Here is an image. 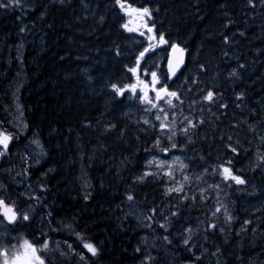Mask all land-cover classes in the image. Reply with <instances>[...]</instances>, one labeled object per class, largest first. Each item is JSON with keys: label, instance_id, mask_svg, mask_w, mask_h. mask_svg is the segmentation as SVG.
I'll return each instance as SVG.
<instances>
[{"label": "trees", "instance_id": "trees-1", "mask_svg": "<svg viewBox=\"0 0 264 264\" xmlns=\"http://www.w3.org/2000/svg\"><path fill=\"white\" fill-rule=\"evenodd\" d=\"M139 18L155 38L128 29ZM176 44L186 63L170 78ZM153 74L175 97L187 166L225 165L240 179L227 184L226 215L197 191L143 178L164 138L135 86ZM17 76L28 135L47 151L31 176L42 217L96 248L87 264H264V0H0L1 115L13 113Z\"/></svg>", "mask_w": 264, "mask_h": 264}, {"label": "rangeland", "instance_id": "rangeland-1", "mask_svg": "<svg viewBox=\"0 0 264 264\" xmlns=\"http://www.w3.org/2000/svg\"><path fill=\"white\" fill-rule=\"evenodd\" d=\"M135 24L143 28L141 22L134 19L128 23V29L137 30ZM141 78L145 80V76ZM18 79L19 76H17V79L14 81L12 92L14 110L8 121L10 127L7 125L5 127L4 124H0L1 146L6 147L7 144L10 145L21 137L24 138V141L22 142V146L16 148L11 154L12 159L9 165L12 166V168L6 171V175L9 170L10 173L7 178L5 176L4 178L13 184V189H10V192H13V199H19L20 197L30 198L31 196L35 198L31 204L26 205L24 208V215L21 223L25 221V216H27L28 220L26 226L29 227V225L33 223L32 226H35V229L39 231L37 234L28 233V235L25 232H20L19 235L17 234V237L15 235L17 244L16 242L15 245L10 244L11 247L8 248L9 245H6L7 243L2 244V242L0 252L4 249H8L9 254L5 261H13L12 264H38V262L52 264L48 261L54 263L60 261V264H70V261L71 264L72 261H75V264H87L89 262V255L96 253V248L94 246L80 242L81 244L78 246L73 244V246H75V249H73L65 240L58 239V236H51L56 233L63 234L71 232L74 228L71 224L69 225L61 220L47 219L45 221L43 217L38 216L34 218L31 214V210L35 208L34 204L39 206L40 203L38 199H41L42 180H37V178L34 179L30 182L32 184L29 185V191L25 192L24 190H27L28 187L26 185L21 186L25 184L27 180L25 169L27 170L28 167H30V169L40 167L47 157V151L36 133L32 132L31 135H28L27 123L19 100V86L21 85V80L19 79V81H17ZM147 85L151 87L150 84L147 83ZM148 86L145 88L149 89ZM137 87L139 91L140 86L138 85ZM143 92L140 91L142 95L140 104L142 110L145 112V117L143 116L145 122L149 123L155 120L157 126L161 128L164 133V138L160 137L158 140V149H160V151L151 154L147 159V169L144 172L143 178L145 179L152 175L163 177L168 183L167 188L169 191L184 190L188 193L197 191L205 196V199L209 198L216 203L215 210L212 211L211 215H226L229 210V203L227 209V201H225L227 184H240V179H238V177L232 173L231 169L225 165L198 167L194 169V171L190 169L186 162L187 156L175 146L173 131H171L172 127L177 126V121L173 122L170 118V112L177 106L176 101L174 102L168 97L169 99L165 102L159 103L154 96L151 99L144 98L145 92ZM3 153L5 152L1 151L2 157L4 155ZM87 174L88 173L82 169L78 176V179L82 183V188L86 191H88L91 186L90 178ZM9 196H11V194H9ZM31 220H33V222H31ZM6 226L3 219L0 218L1 234H6L3 232ZM7 235L8 234H6V236ZM29 235H31L30 238L35 240L44 238L43 244L34 248L32 246L34 245L31 241L32 239L27 240L26 238ZM11 236H14V234H11ZM1 237L2 239L5 238L3 236Z\"/></svg>", "mask_w": 264, "mask_h": 264}, {"label": "flooded vegetation", "instance_id": "flooded-vegetation-1", "mask_svg": "<svg viewBox=\"0 0 264 264\" xmlns=\"http://www.w3.org/2000/svg\"><path fill=\"white\" fill-rule=\"evenodd\" d=\"M146 86H148L146 83H145ZM143 90L145 89V86L143 85V87H141ZM156 90H158V87L155 85V86H152L149 91L146 92L145 96L147 99L151 98L152 96H154ZM11 118V114H4V115H1L0 114V124H4L5 127L6 125L10 127V125L8 124V121L10 120ZM4 128V127H2ZM0 135H1V128H0ZM21 139L24 141V138L21 137ZM15 142V141H14ZM14 142H12L10 145L7 144L6 147H2L1 146V136H0V202H3L6 204V206L12 210H14V213H16L18 215V220L17 222L14 224V225H7L5 227V231H3L4 233L8 234L6 236V234H1L2 231H0V247H1V243H7L8 248L11 247L12 244L15 245V242L17 244V240L15 239V235L17 237V234L19 235L20 232H25V233H34V234H37L39 230L35 229V226H32L33 223H31L28 226H26V223H27V220H28V217L25 216V221L22 222V218H23V215H24V208L26 207V205L28 204H31L33 201H34V197H30V198H25V197H20L19 199H13L12 198V193L13 192H10V189L12 188L13 189V184H11L8 180H6V178L8 177L9 173H10V170L12 168V166L9 165V162L11 161L12 157H11V154L15 151L16 148H14V146H12L14 144ZM1 151L2 152H5L3 153V157L1 156ZM30 164V163H29ZM31 165V164H30ZM10 169L8 172H7V175H6V171ZM37 169V167H36ZM36 169H33L30 167H28V169L26 170L25 169V173H27V180H26V183L25 184H22L21 186H27L28 189L27 190H24L25 192L29 191V188L32 183L33 180H31V176H35L37 173H36ZM3 176V177H1ZM4 176L6 178H4ZM22 188V187H21ZM9 194H11V196H9ZM41 198H42V194H41ZM41 201V199H38ZM35 205V208L31 210V214L34 218H37L38 216L39 217H42V215L46 212V209L43 207V205H39L37 206L36 204ZM0 218H1V213H0ZM31 222H33V220H31ZM30 227H34V228H30ZM11 234H14V236H11ZM5 237L4 239H2V237ZM60 239V238H58ZM35 240V239H34ZM61 240V239H60ZM37 241L35 244L36 245H32L34 248H37V246L43 244V241H44V238H40L39 240H35ZM73 249H75L73 246V244L68 241L67 242ZM11 244V245H10ZM9 251V250H8ZM7 250H2L0 252V264H12L13 261H5V259L7 258V255L9 254ZM52 264H60L61 262L60 261H56V263L52 262V261H48ZM38 264H44V263H40L38 262ZM70 264H71V261H70ZM72 264H75V261H72Z\"/></svg>", "mask_w": 264, "mask_h": 264}, {"label": "water", "instance_id": "water-1", "mask_svg": "<svg viewBox=\"0 0 264 264\" xmlns=\"http://www.w3.org/2000/svg\"><path fill=\"white\" fill-rule=\"evenodd\" d=\"M149 34L153 36V29L148 28L147 29ZM166 44V41L164 39H161L158 43L160 48H163ZM143 57V55H141ZM186 61V52L179 46L174 45L170 48L167 61H166V68L167 73L172 77L175 74H177L184 66ZM168 95V91L166 89H163L159 91L156 95V99L158 101L165 100L166 96ZM0 205H2L1 208V215L4 217L5 221L9 224H12L16 221L17 215L14 214L10 209L6 208L2 202H0Z\"/></svg>", "mask_w": 264, "mask_h": 264}, {"label": "bare ground", "instance_id": "bare-ground-1", "mask_svg": "<svg viewBox=\"0 0 264 264\" xmlns=\"http://www.w3.org/2000/svg\"><path fill=\"white\" fill-rule=\"evenodd\" d=\"M38 134V133H37ZM33 136V135H32ZM24 175V174H23Z\"/></svg>", "mask_w": 264, "mask_h": 264}]
</instances>
